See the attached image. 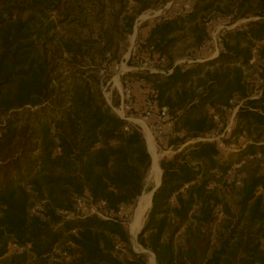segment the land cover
Instances as JSON below:
<instances>
[{"label": "trees", "instance_id": "16d2710c", "mask_svg": "<svg viewBox=\"0 0 264 264\" xmlns=\"http://www.w3.org/2000/svg\"><path fill=\"white\" fill-rule=\"evenodd\" d=\"M167 1L0 0V264H149L120 210L142 193L151 155L102 87L136 17ZM216 18L245 22L223 29L216 56L177 63ZM136 45L163 58L162 72L129 75L156 93L151 118L167 108L174 150L139 245L156 264H264V0H190ZM235 107L230 131L209 139Z\"/></svg>", "mask_w": 264, "mask_h": 264}, {"label": "rangeland", "instance_id": "374dc122", "mask_svg": "<svg viewBox=\"0 0 264 264\" xmlns=\"http://www.w3.org/2000/svg\"><path fill=\"white\" fill-rule=\"evenodd\" d=\"M189 3L190 0H169L162 6L150 8L147 11L139 14L134 21V24H136V31L134 32L133 29L132 32L126 38L125 50L121 53V57L119 61L117 63H113L107 66L108 71H110L111 74L108 77L106 83L102 87L107 99L111 102L112 106L117 110H120L121 94L123 93V91L126 88H129L131 90V106H129V108H126L125 104L123 105L124 116L128 118L129 122L137 125L140 128L144 138H145V133L143 131V128L140 126L138 122H136V119H142L145 122L153 138V143H154L153 149L154 152L156 153L158 164L163 156L165 155L169 156L174 151L172 147L167 146L168 136L171 134L170 132H172V123L169 126L168 121L162 120L160 118H145L143 116L144 103H145L148 86L145 83V81L141 79H137L136 76L129 75V73L139 70H145L147 67H150L151 69L158 67L154 65H157L158 63H160V61L156 60L155 58L154 59L149 58L148 56H144V58H142L143 53L139 51L137 48H135L137 46L136 43L138 39L141 40L147 35L149 27L153 24L154 20L158 16L168 14L171 12L173 13L179 12L184 8H188L186 7V5H189ZM243 22H245V20H238L228 25L227 20L223 18H216L214 20L208 21L207 22L208 37L204 41V43L200 46H194L193 44H190L188 42H183L182 44L183 56L177 58L176 62L190 63L193 60L197 61L203 59L202 61H205L209 59L210 56L216 51V46L218 47V49L220 47L217 38L220 37L223 29L234 28ZM130 55H134V60L132 61L137 62V64L130 63L128 61ZM136 55H138V57H136ZM180 60H184V61H180ZM101 73H105V71L102 69ZM247 84H248V89L253 96H257L260 93L261 90L260 80L257 73L254 70L248 71ZM116 101L117 103H115ZM232 117L233 115L231 112L227 116L228 119L225 127L231 128ZM219 127H222L221 122H219ZM223 130H218V133L217 132L214 133L215 134L214 138L220 139L224 134L226 135L228 133L227 131L223 133ZM222 146L226 153H233L234 149H236L234 148L235 146H227V145L225 146V144L223 143ZM150 171L151 170L148 171L146 177L144 178L143 191L146 192L150 191L159 180V176H158V180L155 181L156 173ZM137 200L138 197L135 200L134 204L128 207H124L121 212V215L123 216V223L129 234L132 249L135 252H137L138 249L134 247L133 237L131 236L132 232L129 226L134 218L133 216L135 215ZM150 205L151 203L149 202V204L143 211L141 217L142 223L138 231L141 229V227L146 221L147 215L150 210ZM135 239L136 242L138 243L137 234L135 236ZM141 249L143 250V248ZM144 251L146 252L145 254L147 256V260L149 264H154L152 261L151 251H149L148 249H145Z\"/></svg>", "mask_w": 264, "mask_h": 264}, {"label": "built area", "instance_id": "2783aa9c", "mask_svg": "<svg viewBox=\"0 0 264 264\" xmlns=\"http://www.w3.org/2000/svg\"><path fill=\"white\" fill-rule=\"evenodd\" d=\"M189 5H186V7H188ZM217 41L220 45V37L217 38ZM216 42V40H215ZM220 48V47H219ZM218 47L216 46V51L210 56L211 57H214L217 55L218 53ZM203 59H200V60H197V61H202ZM160 63L162 62L163 63V58H161L160 60ZM180 61H184V60H180ZM190 62V61H188ZM154 66H157V65H154ZM147 70L151 71V72H156V71H159V72H162L161 68L158 66L157 68H150V67H147L146 68ZM103 91V94H104V97L107 101V103L112 107L113 111L118 114L121 118H124L126 120H128L127 117L124 116V112H123V108H124V104H125V107L126 108H129V106H131V90L129 88H126L123 93L121 94V106H120V110H117L115 109L111 102L107 99L105 93H104V90L102 89ZM157 107V98H156V93L153 91V90H150L147 92L146 94V98H145V108H144V112H143V116L145 118H151L152 115H153V110L154 108ZM235 109L236 107L232 110V115H234V112H235ZM121 111V112H120ZM215 119L217 118V116L215 115L214 116ZM159 118L162 119V120H165V121H168V125L170 126L171 125V120L169 119V116H168V112H167V108L165 106H162L159 110ZM232 121V120H231ZM126 129V127H125ZM227 131L229 132L230 131V128L229 127H225L224 130H223V133ZM222 133V135H223ZM209 139H217V138H214V137H211ZM219 140V138L217 139ZM220 146H222V143L220 142L219 143ZM37 206L33 207L32 208V211H34L36 209ZM122 209L120 210V213L122 212ZM80 212V213H96L100 216H102L95 207H93L92 205H89V206H86L84 205L80 200H78V204H77V212Z\"/></svg>", "mask_w": 264, "mask_h": 264}, {"label": "bare ground", "instance_id": "6f19581e", "mask_svg": "<svg viewBox=\"0 0 264 264\" xmlns=\"http://www.w3.org/2000/svg\"><path fill=\"white\" fill-rule=\"evenodd\" d=\"M136 122H138L140 124V126L143 128V131L145 133V138L147 141V146L151 155V165H150V172H155L156 176H155V181L158 180V176H159V171H160V167L159 164L157 162V158H156V153L154 152V143H153V138L152 135L147 127V125L145 124V122L142 119H136ZM151 191V190H150ZM150 191H142V193L140 194V196L138 197L137 200V206H136V210H135V215L133 216V220L130 224V229L132 232V237H133V241H134V247L136 249H140L142 248L141 246L138 245V243L136 242L135 236L138 232L139 227L141 226L142 223V214L144 209L147 207V205L150 202ZM145 250V249H143Z\"/></svg>", "mask_w": 264, "mask_h": 264}, {"label": "water", "instance_id": "95a60500", "mask_svg": "<svg viewBox=\"0 0 264 264\" xmlns=\"http://www.w3.org/2000/svg\"><path fill=\"white\" fill-rule=\"evenodd\" d=\"M133 29H134V32H135V31H136V24H134ZM146 145H147V142H146ZM147 149H148V147H147ZM149 154H150V153H149ZM161 174H162V170H161V168H160L159 180L157 181V183L155 184V186H154V187L151 189V191H150V203H151V196H152L154 190H155V189L158 187V185H159ZM141 228H142V227H141ZM140 230H141V229H140ZM140 230L137 232V236H138ZM138 245H139V244H138ZM139 246H140V245H139ZM137 252H143V253H146V252H145L144 250H142L141 248L138 249ZM151 256H152V261H153V263L156 264V262H155V257H154V255H153L152 252H151Z\"/></svg>", "mask_w": 264, "mask_h": 264}]
</instances>
